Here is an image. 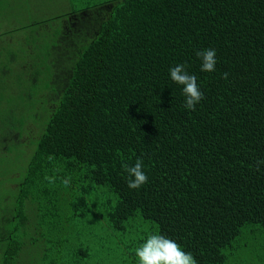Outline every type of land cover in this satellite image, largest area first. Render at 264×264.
Listing matches in <instances>:
<instances>
[{"label": "trees", "instance_id": "1", "mask_svg": "<svg viewBox=\"0 0 264 264\" xmlns=\"http://www.w3.org/2000/svg\"><path fill=\"white\" fill-rule=\"evenodd\" d=\"M21 1L0 0L16 33L0 45V143L22 151L0 172V264H139L150 234L197 264H264V0H71L40 18ZM137 159L149 181L132 190Z\"/></svg>", "mask_w": 264, "mask_h": 264}, {"label": "clouds", "instance_id": "2", "mask_svg": "<svg viewBox=\"0 0 264 264\" xmlns=\"http://www.w3.org/2000/svg\"><path fill=\"white\" fill-rule=\"evenodd\" d=\"M197 58L201 60L202 72L215 71L216 50L206 48L198 50ZM171 80L183 86L185 96L184 108L195 111L196 105L204 99L203 92L197 84L195 75L189 74L185 63H179L169 69ZM227 79V73L224 74ZM123 170L127 173V187L132 190H139L149 181L145 173L142 159H137L134 165L123 164ZM65 186L70 184V179H64ZM139 264H197L191 252H185L174 240L162 234H150L146 241L135 249Z\"/></svg>", "mask_w": 264, "mask_h": 264}, {"label": "rangeland", "instance_id": "3", "mask_svg": "<svg viewBox=\"0 0 264 264\" xmlns=\"http://www.w3.org/2000/svg\"><path fill=\"white\" fill-rule=\"evenodd\" d=\"M18 9H28L27 11L31 10V12L38 18L40 17H50L53 15H59L62 13H68L73 10V5L71 3V0H30V1H21L17 3ZM12 15L15 16V13L9 10ZM16 17V16H15ZM5 25H9L12 28H16L19 25V22H17L15 18L10 19L8 16L6 18ZM15 19V20H14ZM8 26V27H9ZM7 27H4V25L0 26V45L5 44L4 38L6 40H13V37L16 33H13L12 35L6 34L2 35L3 31L7 32ZM20 37H25L26 35L22 33L18 34ZM4 42V43H3ZM4 49L0 47V53L3 52ZM7 108H2V110H5ZM22 151L20 148H17L15 151L12 150L11 153L6 151V148H2V144L0 143V172L3 169L13 168V169H20V166L22 165V162H20ZM27 154H25L26 157ZM5 156H8L11 160H6ZM9 161L11 164H9ZM7 181H5L2 185H0V192L8 193L10 186L9 184H6ZM5 197L1 199V201H5ZM1 217V216H0Z\"/></svg>", "mask_w": 264, "mask_h": 264}]
</instances>
